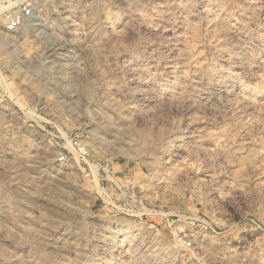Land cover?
<instances>
[{
    "label": "rangeland",
    "instance_id": "1",
    "mask_svg": "<svg viewBox=\"0 0 264 264\" xmlns=\"http://www.w3.org/2000/svg\"><path fill=\"white\" fill-rule=\"evenodd\" d=\"M0 264H264V0H0Z\"/></svg>",
    "mask_w": 264,
    "mask_h": 264
},
{
    "label": "built area",
    "instance_id": "2",
    "mask_svg": "<svg viewBox=\"0 0 264 264\" xmlns=\"http://www.w3.org/2000/svg\"><path fill=\"white\" fill-rule=\"evenodd\" d=\"M25 13L28 14V11L26 10ZM17 23H18V20H11V22H10V24H11L12 26H16ZM75 148H76V151H75V152H76L78 155H80V156H82V157H83L84 155H87L86 151L84 150V148H83V146H82L81 144H76Z\"/></svg>",
    "mask_w": 264,
    "mask_h": 264
},
{
    "label": "bare ground",
    "instance_id": "3",
    "mask_svg": "<svg viewBox=\"0 0 264 264\" xmlns=\"http://www.w3.org/2000/svg\"><path fill=\"white\" fill-rule=\"evenodd\" d=\"M35 21V20H34ZM127 134V133H126ZM95 135V134H94ZM98 134L96 133V136H97ZM128 137V136H127ZM129 137H131V136H129ZM130 139V138H129ZM133 140V139H132ZM110 144H112V142H110ZM114 144V143H113ZM118 144V143H117ZM115 149L117 150V151H122V149L120 148V147H115ZM141 251V250H140ZM142 252V251H141ZM139 258V257H138Z\"/></svg>",
    "mask_w": 264,
    "mask_h": 264
}]
</instances>
